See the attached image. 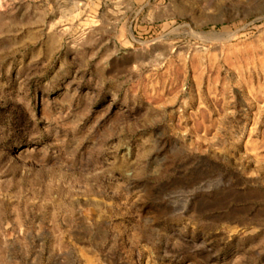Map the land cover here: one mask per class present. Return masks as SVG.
<instances>
[{
    "label": "rangeland",
    "instance_id": "374dc122",
    "mask_svg": "<svg viewBox=\"0 0 264 264\" xmlns=\"http://www.w3.org/2000/svg\"><path fill=\"white\" fill-rule=\"evenodd\" d=\"M0 264H264V0H0Z\"/></svg>",
    "mask_w": 264,
    "mask_h": 264
}]
</instances>
